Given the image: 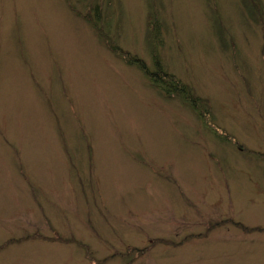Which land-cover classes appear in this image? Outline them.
<instances>
[{
  "label": "rangeland",
  "instance_id": "374dc122",
  "mask_svg": "<svg viewBox=\"0 0 264 264\" xmlns=\"http://www.w3.org/2000/svg\"><path fill=\"white\" fill-rule=\"evenodd\" d=\"M107 3L0 0V264H264V0H159L229 140L88 21L156 71L151 0Z\"/></svg>",
  "mask_w": 264,
  "mask_h": 264
},
{
  "label": "trees",
  "instance_id": "16d2710c",
  "mask_svg": "<svg viewBox=\"0 0 264 264\" xmlns=\"http://www.w3.org/2000/svg\"><path fill=\"white\" fill-rule=\"evenodd\" d=\"M68 3V0H66ZM71 2V0H69ZM112 0H108L106 13L108 19L105 20L106 22H112L113 17V11L110 4ZM70 4V3H69ZM261 9L264 13V5H261ZM159 12H160V5L159 0H151V12L149 13L148 17V28H150V31L153 33V36L155 37L154 42V49H153V58L156 63V71H151L147 64L141 60L138 57L132 56L131 53L123 51L119 48V46L116 45V41L114 38H110L109 34L107 32H101L102 27L99 26V14L98 8H94V16L92 15L88 21L92 24V26L98 31L99 37H102V41L106 44L108 43V46L111 48L112 51H114L116 54L121 55V57L124 59V61L128 65H136L139 69L143 71L145 76L151 81L153 85L158 87L161 90L166 91L167 93H178V95L183 96L184 100H187L189 106L195 111H197V114L199 118L203 121L205 126L214 132L217 136H219L221 139L229 140L230 137L228 134L223 130L219 129L214 123H213V117L211 114V109L206 107V104L198 97H194V93H191L192 88H190L186 83H184L179 77L176 75L168 72L165 70L163 64L161 63L160 55H159V47L162 43V24L160 23L159 19ZM97 15V16H96ZM116 23V33L119 32V28L121 29V20L120 17H118ZM120 35V33H119ZM194 92V91H193ZM204 103L205 108H201V104ZM200 107V108H199ZM230 221V220H227ZM240 225V224H237ZM243 229L244 226L242 227ZM245 231H250V229H245Z\"/></svg>",
  "mask_w": 264,
  "mask_h": 264
}]
</instances>
